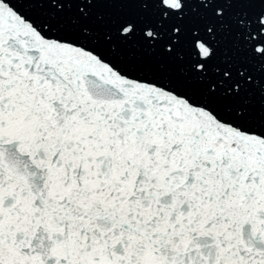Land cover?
I'll list each match as a JSON object with an SVG mask.
<instances>
[{
	"label": "snow or ice",
	"instance_id": "1",
	"mask_svg": "<svg viewBox=\"0 0 264 264\" xmlns=\"http://www.w3.org/2000/svg\"><path fill=\"white\" fill-rule=\"evenodd\" d=\"M0 264H264V0H0Z\"/></svg>",
	"mask_w": 264,
	"mask_h": 264
}]
</instances>
